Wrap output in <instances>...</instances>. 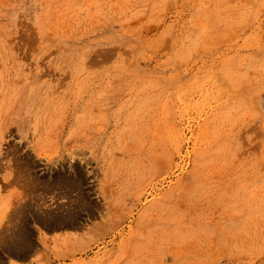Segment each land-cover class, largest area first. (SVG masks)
Here are the masks:
<instances>
[{
    "label": "rangeland",
    "instance_id": "1",
    "mask_svg": "<svg viewBox=\"0 0 264 264\" xmlns=\"http://www.w3.org/2000/svg\"><path fill=\"white\" fill-rule=\"evenodd\" d=\"M9 215L38 264H264V0H0Z\"/></svg>",
    "mask_w": 264,
    "mask_h": 264
},
{
    "label": "crops",
    "instance_id": "2",
    "mask_svg": "<svg viewBox=\"0 0 264 264\" xmlns=\"http://www.w3.org/2000/svg\"><path fill=\"white\" fill-rule=\"evenodd\" d=\"M10 224L13 225L12 228L16 226V222H13V216L9 215L7 218L0 216V229L6 228ZM31 228L36 233L37 240L40 243L44 241L46 243L52 244L54 240L69 238L73 236V231L68 230L59 231L55 229H46V231L42 233L39 229L36 228V225L34 224L31 225ZM5 250L7 249L4 247H0V251L4 252L0 254V264H38V251L30 255L20 257L19 255L14 253H5ZM47 254H43L44 259L47 258Z\"/></svg>",
    "mask_w": 264,
    "mask_h": 264
}]
</instances>
